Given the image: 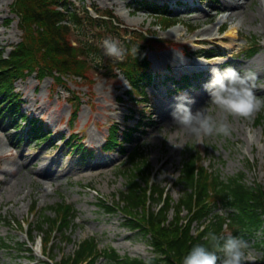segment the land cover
Returning a JSON list of instances; mask_svg holds the SVG:
<instances>
[{
	"label": "rangeland",
	"instance_id": "1",
	"mask_svg": "<svg viewBox=\"0 0 264 264\" xmlns=\"http://www.w3.org/2000/svg\"><path fill=\"white\" fill-rule=\"evenodd\" d=\"M12 1L0 0V46L7 48L5 56L10 46L20 39L16 23L10 26L4 23L5 18L11 17L8 6ZM138 1L85 0V5L94 4L101 10L113 9V14L129 30L157 32L160 38L169 40L173 46L163 43L149 52L153 72L165 74L168 61L175 63V58L184 62L194 60L184 56L183 52L187 53L188 48H198L192 44L195 38H218L219 25L220 29H226V33L236 26L237 34L230 35L227 43L217 42L224 48L216 51L223 57L219 62H226L233 52L231 65L254 71L257 76L255 91L264 97V30L258 27L260 20L264 19V0H212V3L200 0L191 8H175L169 0H151L172 6L170 15L179 22L166 31L155 26L158 21L153 13ZM238 1L243 2L245 15H238L233 20L225 18L219 24V18L231 11L229 5ZM205 29L208 30L205 32ZM248 42L256 44L259 49L251 57L247 52ZM181 69L179 67L176 74L182 72ZM105 70L103 67L90 70V83L76 79L66 86H57L49 77L39 82L34 75L15 83V92L22 97V113L41 119L47 134L52 135L43 143L17 144V132L23 128L16 131L3 117L0 118V237L9 245L6 249L0 247V264H47L42 255L41 239L52 232L51 220L55 219V214L51 206L61 202L71 204L76 217L53 234L51 247L45 253L54 261L70 254L75 244L86 238H94L99 249L112 248L122 257L146 260L148 255H154L150 238L128 228L129 223L118 211L107 213L102 203L117 204L120 192L128 188L130 176L138 173V166L146 170L144 175L151 173L154 182L170 196L172 203H176L185 192L178 182L180 168L192 149L200 151L203 164L216 171L222 179L243 174L246 184L256 182L264 187V136L261 126L254 122L258 116H264V108L247 117L225 115L231 134L214 133L205 136L203 143L182 127L172 125L170 111L174 97L178 92H187L194 97L192 108L195 110L207 100L204 84L172 94L165 92L164 85L148 84L145 88L146 103L137 104L135 109L136 115L139 108L148 112L141 129L122 153L112 149V153L104 156L101 147L108 127L114 122H126L130 106V103L117 101V97L126 100L123 91L127 88V81L123 72L113 69L112 74L116 77L106 79L102 77ZM77 91L81 99L76 101L74 95H78ZM75 106H78V112L69 125ZM209 109L220 117L218 109L211 105ZM127 121L130 125L135 122L134 119ZM70 133H77L78 139H82V150L86 148L90 152L88 158L80 159L82 150L70 151L68 145L63 147V139ZM135 147L139 148L145 166L137 165L141 160L139 157L135 163L131 161L130 154ZM22 160L27 163V168L19 165ZM135 180L141 187L145 186L144 176L139 174ZM218 211L226 214L221 208ZM171 214L172 209L169 216ZM185 214L184 211L182 215ZM22 225L28 228L27 233L21 229ZM262 239L264 235L258 233L256 238L246 240L253 250L264 256V247L255 245ZM96 264L107 263L101 260Z\"/></svg>",
	"mask_w": 264,
	"mask_h": 264
},
{
	"label": "trees",
	"instance_id": "2",
	"mask_svg": "<svg viewBox=\"0 0 264 264\" xmlns=\"http://www.w3.org/2000/svg\"><path fill=\"white\" fill-rule=\"evenodd\" d=\"M138 3L164 10V7L146 0ZM75 4L72 0H13L10 5V13L18 18L17 28L21 32V40L11 48L7 57L3 55L4 49H0V115L10 117L15 125L21 111L14 83L33 74L40 81L50 77L55 85L66 86L76 78L82 83H90L89 72L98 67L108 69L103 75L112 77L111 72L116 68L123 72L134 91L151 79L147 52L153 48V43L158 42V34L122 27L111 10L100 11L92 5L98 15L93 17L85 3ZM158 17L163 29L173 24L168 16L161 14ZM13 20L8 18L6 23ZM107 35L121 41L126 49L123 59L106 57L101 44ZM255 52L257 49L253 47L249 54ZM97 57L102 62H97ZM194 79L197 80V77ZM77 94H73L76 101L81 99L79 91ZM255 124L261 125L264 134L263 115L255 119ZM31 127L33 136L40 133L34 123ZM131 131L128 128L121 132L110 126L106 146H120L122 142L118 140L119 135L129 142ZM138 151L139 148H136L130 154V159L135 163L139 157L141 160L136 164L145 166L142 154ZM136 169L138 173L130 176L126 191L120 192V202L116 205L105 202L104 205L108 213L115 210L120 212L133 230L150 238L154 250L152 264H181L182 255L192 244L209 243L206 237L213 231L225 235L238 233L245 239L256 238L258 233L264 235V188L259 184H246L243 174L222 179L216 171L202 164L201 152L192 149L182 162L178 182L185 192L176 203L171 202L170 196H165L158 184L148 186V175H144L147 172L142 166ZM139 174L144 176V187L135 180ZM218 208L225 210L226 214L220 213ZM51 209L55 214L51 228L58 226L62 229L76 217L74 207L65 202L56 203ZM184 211L186 214L183 216ZM47 221L50 220L47 218ZM194 223L198 224L197 227H194ZM48 243L49 233L42 241L44 250ZM255 245L257 248L263 247L264 239ZM0 247L9 248L1 237ZM101 260L107 264H145L146 261L122 257L112 248L99 249L94 238H86L75 244L70 254L61 256L54 264H96ZM257 263L264 264V259Z\"/></svg>",
	"mask_w": 264,
	"mask_h": 264
},
{
	"label": "clouds",
	"instance_id": "3",
	"mask_svg": "<svg viewBox=\"0 0 264 264\" xmlns=\"http://www.w3.org/2000/svg\"><path fill=\"white\" fill-rule=\"evenodd\" d=\"M101 47L108 56L123 59L126 49L121 41L111 35L103 38ZM99 62V57L96 58ZM256 73L251 69L226 64L212 66L210 78L203 87L207 92L204 105L193 110L194 97L181 91L174 97L170 117L173 126L182 127L203 143L205 136L231 134L225 115L247 117L264 108V97L255 91ZM209 105L221 113L218 118ZM209 243H194L181 257V264H249L264 259L251 247L249 241L238 233L217 234L210 232ZM153 255H148L145 264H152Z\"/></svg>",
	"mask_w": 264,
	"mask_h": 264
},
{
	"label": "bare ground",
	"instance_id": "4",
	"mask_svg": "<svg viewBox=\"0 0 264 264\" xmlns=\"http://www.w3.org/2000/svg\"><path fill=\"white\" fill-rule=\"evenodd\" d=\"M243 7H244V5H243V2H241V1H238V2H236V3H231V4L229 5V8H231V11H230L229 14H227L226 16H221V17L219 18V20H218V23H219V24L223 23V20H224L225 18L233 20V19H235L238 15H245V11L243 10ZM258 27L261 28L262 30H264V19H261V20H260V22H259V24H258ZM219 29H220V25L217 27V30H219ZM207 30H208V29H205V32H206ZM229 32H230V33L227 34L228 36L232 35L233 33L236 34V33H237V28L234 27V28L232 29V31H229ZM174 61L176 62L175 64H179V63H182V62H183V61H181V60H179V59H177V58H175ZM256 78H257V76H256ZM34 157H36V156H34ZM34 157H32V158H34ZM32 158H31V159H32ZM19 165L23 166V168H25V167L27 168V163H26L24 160L20 161V162H19ZM3 171H6V170H3ZM25 172H26V173H29V171H25ZM35 174H38V173L35 172Z\"/></svg>",
	"mask_w": 264,
	"mask_h": 264
}]
</instances>
